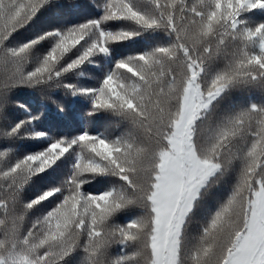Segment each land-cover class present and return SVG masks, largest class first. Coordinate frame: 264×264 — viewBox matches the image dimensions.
<instances>
[{"label":"snow or ice","instance_id":"snow-or-ice-1","mask_svg":"<svg viewBox=\"0 0 264 264\" xmlns=\"http://www.w3.org/2000/svg\"><path fill=\"white\" fill-rule=\"evenodd\" d=\"M0 264H264V0H0Z\"/></svg>","mask_w":264,"mask_h":264},{"label":"trees","instance_id":"trees-1","mask_svg":"<svg viewBox=\"0 0 264 264\" xmlns=\"http://www.w3.org/2000/svg\"><path fill=\"white\" fill-rule=\"evenodd\" d=\"M16 99L24 105H28L31 107H38L40 106V101L34 91L28 88H21L17 90ZM47 110L46 118L44 119L43 123L46 126H51L53 124L62 123L64 121V117L60 116L57 113V110L53 105L50 103L45 102L43 105ZM69 115H72V109L69 110Z\"/></svg>","mask_w":264,"mask_h":264}]
</instances>
